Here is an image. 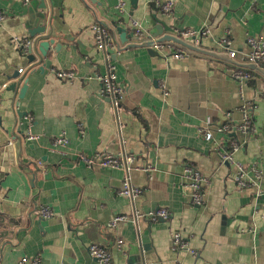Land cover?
Instances as JSON below:
<instances>
[{
	"label": "crops",
	"instance_id": "0c3cea01",
	"mask_svg": "<svg viewBox=\"0 0 264 264\" xmlns=\"http://www.w3.org/2000/svg\"><path fill=\"white\" fill-rule=\"evenodd\" d=\"M52 1L53 10L49 4L43 10L39 0H0V264L36 257L40 264H99L87 253L91 244L108 249L113 264H264V78L252 71L254 78L239 84L228 72L243 67L248 37L264 41V0H173L168 17L148 0H123L122 14L118 0ZM149 12L181 40L216 54L236 51V58L226 62L172 44L154 47L157 55L130 47L154 33ZM95 24L114 37L109 52L96 44ZM49 25L62 47L50 46L40 59V39L30 61L18 42L34 45L42 35L32 34L45 35ZM116 27L130 35L123 44ZM204 28L209 34L195 41L182 35ZM225 35L228 49L219 46ZM181 50L188 56L174 58ZM109 67L122 90L116 110L99 94L98 77ZM51 70L71 71L74 79L59 80ZM245 103L254 106V132L217 133L222 124L240 123ZM200 130L212 132V140ZM28 131L37 139L25 140ZM60 135L68 139L60 148L65 156L52 149ZM232 138L244 141L236 159L261 172L255 187L238 189L234 168L219 159ZM100 152L130 158L127 170L86 167L78 159ZM185 164L206 179L200 207L183 187ZM126 177L142 190L135 199L119 195ZM41 207L53 216L40 217ZM161 208L168 220L130 219ZM118 216L129 220L110 227ZM176 232L195 256L172 251Z\"/></svg>",
	"mask_w": 264,
	"mask_h": 264
},
{
	"label": "built area",
	"instance_id": "2783aa9c",
	"mask_svg": "<svg viewBox=\"0 0 264 264\" xmlns=\"http://www.w3.org/2000/svg\"><path fill=\"white\" fill-rule=\"evenodd\" d=\"M25 3H28L29 0H24ZM148 4L154 5L160 8L163 16H170L173 8V0H148ZM125 3L123 0H118L116 9L122 14L124 12ZM5 14L0 11V24L4 21ZM130 26L133 29L135 35L137 37H141L144 35L143 30L137 21H131ZM93 31L95 34L96 44L104 50L113 49V45L115 43L114 37L104 30L101 26L95 24L93 26ZM209 34V30L204 28L200 31L188 30L182 33L185 39H189L195 41L197 38H201ZM246 44L248 47V52L242 58L243 64H255L257 66L264 65V41L255 38L248 37L246 40ZM32 41L30 40H22L18 42V49L22 52L24 56H28L32 50ZM229 41L227 36L221 38L219 41V46L225 49H228ZM163 45H155V47L159 48ZM188 56V52L181 50L176 54H173V57L176 59ZM228 56L233 60L236 58V51H229ZM19 73L22 72L20 69ZM229 76L236 80L239 84L244 83L246 81L252 80L254 75L248 73L244 67H235L230 69ZM51 73L59 80H72L74 79V73L71 71H63V70H51ZM100 82V91L99 94L102 98H107L112 103L114 109H118L121 99H122V90L119 88L117 84V78L114 73V68L109 67L108 70L100 77H98ZM254 106L250 103H245L242 109V119L240 123H225L221 126L217 127L216 132L220 134H228V133H239L242 137L250 136L254 129L252 127V116L251 112ZM30 122L31 119L28 118ZM29 127V126H28ZM203 137L206 141H211L213 138V133L209 130L202 131ZM80 133L83 131L80 129ZM37 137L32 134H26L25 140L34 141ZM68 144V139L64 135H60L53 140L52 149L63 156L66 155V152L60 151V148L63 149ZM244 144V141H239L237 139H230L227 142V146L222 151L218 152L219 159L222 163H226L229 166L234 168L233 181L238 189L244 190L248 187H255L258 184L261 178V172L256 167L254 163L246 166L245 164L239 162L236 159V155L239 152L240 148ZM59 149V151H58ZM78 159L82 162L86 167H98V168H113V169H126L127 165L130 163V158L124 157L123 155H111L108 153H95L92 156L78 155ZM182 175L184 177L183 187L189 192V198L191 205L195 207H200L203 204L202 199V191L203 185L206 183V179L200 173V171L190 164H185L182 166ZM142 190L132 186L126 177L123 182L121 189L119 191V195L127 198L129 200L135 199L140 196ZM40 217L44 219H49L53 216L52 212L47 207H41L39 209ZM170 217V213L166 209H157L153 211H149L146 213L136 212L131 216V221L136 222L139 219H146L150 222H158L168 220ZM129 220L125 216L115 217L111 223L110 227H114L118 222H124ZM171 249L174 252L180 251H190L189 245L184 241L181 234L176 232L172 234L171 237ZM87 253L90 258L96 260L99 264H113L111 252L104 248L100 247L96 244H91L87 248ZM190 253L195 256L196 252L190 251ZM19 264H40L38 257L32 259L23 258L19 261Z\"/></svg>",
	"mask_w": 264,
	"mask_h": 264
},
{
	"label": "water",
	"instance_id": "95a60500",
	"mask_svg": "<svg viewBox=\"0 0 264 264\" xmlns=\"http://www.w3.org/2000/svg\"><path fill=\"white\" fill-rule=\"evenodd\" d=\"M41 3V7L43 10L46 9L47 4H49V9L53 10L54 4L52 0H39ZM136 0H132V3L134 4ZM149 6H152L151 4H148ZM147 16H150V21H149V25H150V29L154 30V33H152L149 36V41H146L145 43H143L142 45H129L130 47H144L147 49L148 54L150 55H157V53L154 51V47L155 45H175V46H179L182 49L187 50L189 53L191 54H202V55H206L208 57H213V58H217L226 62H233V60L228 56V55H221V54H216L213 52H208L205 50H201L183 40H181L177 35L178 33L172 29L164 20L158 19L156 17V15L152 12H149L147 14ZM49 24H51V18L48 19ZM116 33L119 37L120 42L123 44L125 43L129 36L126 31L121 28V27H116ZM37 34L42 35L39 39H35V41L33 42L34 45H32V48L34 47L35 50V46L37 44V42L41 39V43H39V48H38V52H39V56L40 59H42V57H46L47 56V52L50 48V46L54 45V51L57 52L59 51V49L62 47V43H57L55 42L56 39L60 40V36L57 35V33H55V31L53 30V28L51 27V25H49L48 28V32L44 34V29H42L40 32L32 34V36H35ZM111 49H107V51L109 52ZM35 56L32 55V52L29 53L28 58L30 61H34ZM40 63V62H39ZM38 63V64H39ZM48 64L50 65V62L48 61ZM47 64V65H48ZM244 68L253 71L259 75H261L264 78V68L257 66L255 64H247V65H243ZM20 80H16L15 82H11L8 85V90H13L16 86H18ZM21 92L20 91V97H21ZM20 169L22 171H24V173H26L29 177V181H33V173L28 169V167H20Z\"/></svg>",
	"mask_w": 264,
	"mask_h": 264
},
{
	"label": "trees",
	"instance_id": "16d2710c",
	"mask_svg": "<svg viewBox=\"0 0 264 264\" xmlns=\"http://www.w3.org/2000/svg\"><path fill=\"white\" fill-rule=\"evenodd\" d=\"M246 71H247L248 73H250V74H252V73H253L252 71H248V70H246ZM253 74H254V73H253ZM253 74H252V75H253Z\"/></svg>",
	"mask_w": 264,
	"mask_h": 264
}]
</instances>
